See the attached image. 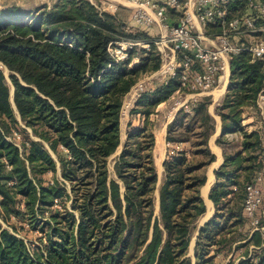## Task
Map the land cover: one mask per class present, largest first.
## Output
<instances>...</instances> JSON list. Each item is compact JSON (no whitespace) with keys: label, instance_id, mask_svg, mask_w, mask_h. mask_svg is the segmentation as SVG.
<instances>
[{"label":"trees","instance_id":"16d2710c","mask_svg":"<svg viewBox=\"0 0 264 264\" xmlns=\"http://www.w3.org/2000/svg\"><path fill=\"white\" fill-rule=\"evenodd\" d=\"M230 7L229 18L242 10L237 3ZM125 28L116 14L100 9L99 0H57L32 11L0 12V62L13 86L11 101L0 70V215L40 223L45 242L31 254L23 239L0 227V264H191L188 248L205 213L200 189L215 160L208 146L214 132L211 101L201 98L188 111L180 109L167 127L156 215L155 139L148 118L179 84L171 80L140 96L132 113L144 121L123 143L110 178L108 160L121 145L124 97L159 67L152 45L144 52L134 47L126 60L109 53L111 43L127 41ZM134 32L131 41L150 39ZM135 58L139 65L132 66ZM263 83L262 62L247 53L233 57L216 114L223 135L239 132L242 147L215 173L209 192L215 212L196 236L195 264H216L214 256L244 226L245 187L259 168L260 137L244 130L241 115L255 105ZM13 106L32 135L21 149L7 140L12 127L21 132ZM46 174L52 175L48 181ZM18 197L23 213L16 211ZM262 243L257 231L240 247Z\"/></svg>","mask_w":264,"mask_h":264},{"label":"built area","instance_id":"2783aa9c","mask_svg":"<svg viewBox=\"0 0 264 264\" xmlns=\"http://www.w3.org/2000/svg\"><path fill=\"white\" fill-rule=\"evenodd\" d=\"M125 1L135 4L133 23L144 28L154 27L157 35L148 41L111 43L108 51L116 60H126L134 47L149 51L152 45L162 64L151 78L163 82L168 77L164 85L173 79L179 84L171 101L174 112L188 111L189 105L197 103L201 95L217 89L226 78L234 56L247 53L252 61L262 62L264 69V0H243L247 12L231 18L229 6L233 0ZM170 9L182 12L178 24L170 23ZM198 26L204 30L212 26L218 32L206 37ZM137 65L139 60L135 58L132 66ZM138 89L144 88L136 87L135 91ZM186 95H189L188 100ZM263 101L264 83L257 97L259 104ZM256 132L263 141L259 159L261 168L246 185L242 206L244 218L253 226L258 224L255 214L262 195L261 187H264V128L261 126ZM14 135L19 139L17 134Z\"/></svg>","mask_w":264,"mask_h":264},{"label":"rangeland","instance_id":"374dc122","mask_svg":"<svg viewBox=\"0 0 264 264\" xmlns=\"http://www.w3.org/2000/svg\"><path fill=\"white\" fill-rule=\"evenodd\" d=\"M56 1L57 0H0V12L7 10V9H11V8H15L21 12L32 11L33 9L40 7L44 4L48 5L50 7V6L54 5ZM90 1L93 2V0H90ZM181 2L183 3V0H181ZM99 6H100V9L102 11L108 12V10L104 9V8H106V6L103 5L100 2V0H99ZM122 9L127 10V11H120L119 10L120 12L118 11V13H120V16H122L123 18L130 16V14H133L132 13L133 9H124V8H122ZM108 13H110V12H108ZM111 14H113V13L111 12ZM124 31L126 34H128L127 41H131L132 33H136V32H134V30L127 29V28H125ZM216 32H218V29ZM243 40H245V39H243ZM132 42H133V40H132ZM138 50L143 51V49H138ZM139 55H142V53L139 52ZM146 56H148V54ZM153 57L158 58V61H159L158 70H159L162 62H161L160 56H159V54L155 48H154ZM0 65L2 66V68L0 70L2 71V73L5 77L6 83L10 89V99L12 101L13 86H12L11 80L9 78L10 71L1 62H0ZM151 65L152 64H149V67ZM157 71H155L151 75L153 76ZM151 75L142 76L140 81L137 82V84L131 89V91L124 97L123 105L121 108V114H120V119H121L120 142L121 143H122V141H124V138L126 137L127 133L128 132L133 133L132 129L136 128V127L132 126V123H135L137 120L131 114H133L132 113L133 112L132 104H133V101L135 100V98H137V95H142L143 93H148L147 89H149L150 87H153L156 85L163 86L164 81L169 79L168 77H165V80L162 82V81H159L158 79L151 78L150 77ZM173 80H176V79H173ZM142 81H143V83H142ZM139 84L143 85L144 89L142 91L139 89L137 91H135V88L138 87ZM215 93H216V91L214 92V94ZM170 108H172V102L170 103ZM13 109L16 113V117H17V120L19 122V129L21 132H19L18 130L14 129L12 127V129H13L12 135L7 136V140L21 149V145L23 144L22 142L26 140L27 136L32 137V135L30 134V130L26 129L24 127L23 123L20 121L19 115L17 114L16 109H15V106H13ZM241 117L243 119L241 125L244 127V130L246 132L252 131L250 129V127H252L254 130H257V131L260 129V128H258V126H262L264 128V119L261 118L260 110L257 107V98H256L255 105L254 106L252 105V106L245 108V111L243 110ZM134 119L136 121H134ZM14 133L19 136V139L16 138ZM14 138H15V140H14ZM262 147H263V141L260 140L259 151L257 154L258 155V163H259ZM119 150H120V148L117 149V151H119ZM53 157L56 159V157L54 155H53ZM115 158L116 157L114 155L109 158V160H108L109 165H112L114 163ZM258 165H259V168L255 172V174H257V172L261 168V165L260 164H258ZM255 174L253 175V177L255 176ZM57 176L58 177L60 176L59 171L57 172ZM253 177L251 178V180L253 179ZM51 178H52L51 174H46L44 176L45 181H48ZM251 180L249 182H251ZM10 184H13V182ZM261 189H262V195L260 196V202L258 204V207L256 209V214H255V217L258 221V224L256 226H253L251 224V222L245 218L244 226H242L238 230L237 234H235L233 236V241L231 242V245L227 246L225 248V251L222 254H219L218 256L217 255L214 256L215 257L214 262L216 264H243V263H245V264L246 263L247 264H261V262L263 260L262 249L264 248V187H261ZM17 199H19V200H17L16 205H15V207L16 206L18 207L16 209V211H18L19 213H23L24 208H25V206L22 203L23 200L21 197H18ZM0 201H1V198H0ZM15 207H13V209ZM54 207L56 209H60V206L57 204ZM0 213H2V215L4 214L2 209L0 210ZM18 217L19 218H15L13 215H11L10 219H7L6 217L3 219L0 215V227L2 229L8 230L9 232L13 233L17 237L23 239L25 241V243L27 244L30 253L32 254L33 250L36 247H41L42 243L45 244V242L42 239V236H44V233H42L39 230L40 223L37 222L36 224H34V226H30V225H32L31 220H30L31 222L29 221L30 223H28L27 218H22V215H19ZM36 221H41V220L36 218ZM15 229H16V231H15ZM257 231L261 233V238H262V242H263L260 247H255L254 245L240 247V244L242 242L244 243V242H247L248 240H250L251 235ZM244 238L245 239L247 238V239L244 241H241V239H244ZM187 258L190 259L191 264H195L194 254L193 255L190 254V257H187Z\"/></svg>","mask_w":264,"mask_h":264},{"label":"crops","instance_id":"0c3cea01","mask_svg":"<svg viewBox=\"0 0 264 264\" xmlns=\"http://www.w3.org/2000/svg\"><path fill=\"white\" fill-rule=\"evenodd\" d=\"M183 1H185V0H183ZM100 2L106 6V8H104L105 10H108V12H110V13L112 12L113 14H116L119 17V19L122 20L123 23L126 25L127 29L144 32L146 34V36H148L149 38L157 35V30L154 27L144 28V27H139V26L135 25L132 21V14H130V16H127L126 18H123L122 16H120V13H118L119 10L120 11H127V10H123L122 8L134 10L135 4L133 2H129V1H125V0H100ZM232 3L233 4L237 3L242 8V10L239 12L240 14L237 13V14L232 15V16L241 15L246 11L245 10L246 9L245 8V2L243 0H233ZM229 9L232 10L231 7ZM132 13H133V11H132ZM181 17H182V12L179 10L177 11V10L170 9L168 11V18H169L170 23H172V24H178ZM198 30L200 31V33H203L204 35H206V37L213 36L217 33L216 32L217 29L215 27H212V26H209L205 30L198 26ZM242 38H245V37L243 36ZM229 82H230V68H229V71L226 75V78H224L222 84L217 89L211 91L208 94H203L200 97V99L208 97L211 101V104L208 107V113L210 114V116L214 120V132L208 140V146H209L211 153L214 155L215 160L207 168V170H206V182H205L204 186H202V188L200 189V196H201V198L204 202V205H205V213L196 222V229L194 230L193 235H192V239L190 241L187 257H190V254H192V255L194 254V246H195L196 236L198 234L199 229L213 216V214L215 212V207H214L213 203L211 202V200L209 199L210 189L212 188V186L216 182L215 173L223 165L227 155L235 156L236 154H238L240 152L241 147H242L241 143H242L243 137L239 132H232V133H227V134L223 135L222 121H221V118L216 114V108L221 104V102L223 101V99H224V97L228 91ZM142 83H143V81H142ZM163 86H165V85H163ZM163 86L156 85V86L150 87L149 89H147V92H148L147 94L153 93L154 91H156L157 89H159ZM138 87L143 89V85H141V84H139ZM215 91H216V93L214 94ZM174 93H175V91L173 92V94ZM145 94L146 93H143V95H145ZM173 94H172V96H173ZM140 96L141 95H137V98H135V100L133 101V104H132L133 110L139 107L138 104L140 101ZM172 96L168 100L163 101L160 104H158V106L155 108L154 112L151 115H149V118H148V120L150 122V127H151L150 129H151L153 136H154V139H155V146L153 149V162H154V168H155L156 175H157L156 189L154 192V208H155V214L156 215L158 214V211H159V191H160V188L163 185V182L165 179L164 178L163 162L167 158V154H168V147L166 144L167 127L173 121L176 113L178 112V111L174 112L172 110V108H170V103L173 99ZM188 99H189V95H186V100H188ZM257 107L260 110L261 118L264 119V101L260 104L257 102ZM131 115L133 117H135L137 120L136 121L134 119V121H136V122L132 123V126L136 127L134 129H132V131H135L141 127L142 120L144 121V118L142 117L140 119V117L136 114H131ZM120 128H121V119H120ZM258 128H261V126H258ZM250 129L252 131H257V130H254L252 127H250ZM130 133L128 132L126 137L124 138V141H122V143L119 147L120 150L116 151V153L113 154L115 157H117L120 154L121 149H122V145L126 141L128 135ZM219 139H224V140H226L225 142H227V143H223V145L219 144V143H217V141ZM113 165H114V163L112 165H109L110 178H115ZM210 177H211V179H210ZM194 262H195V259H194Z\"/></svg>","mask_w":264,"mask_h":264},{"label":"bare ground","instance_id":"6f19581e","mask_svg":"<svg viewBox=\"0 0 264 264\" xmlns=\"http://www.w3.org/2000/svg\"><path fill=\"white\" fill-rule=\"evenodd\" d=\"M8 71V70H7ZM6 72V71H5ZM124 111V110H123ZM210 179H211V177H210ZM213 179V178H212ZM207 189V188H206ZM204 222V221H203ZM193 243V242H192Z\"/></svg>","mask_w":264,"mask_h":264}]
</instances>
